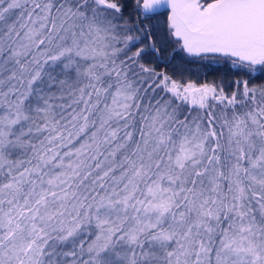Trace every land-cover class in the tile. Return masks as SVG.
Wrapping results in <instances>:
<instances>
[{"label": "snow or ice", "instance_id": "1", "mask_svg": "<svg viewBox=\"0 0 264 264\" xmlns=\"http://www.w3.org/2000/svg\"><path fill=\"white\" fill-rule=\"evenodd\" d=\"M0 264H264V0H0Z\"/></svg>", "mask_w": 264, "mask_h": 264}]
</instances>
